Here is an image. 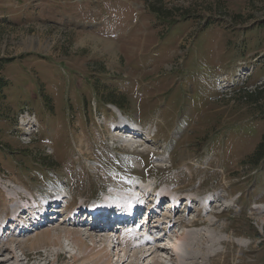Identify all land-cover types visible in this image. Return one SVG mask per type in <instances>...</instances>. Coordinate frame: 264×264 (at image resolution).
<instances>
[{"label":"rangeland","instance_id":"obj_1","mask_svg":"<svg viewBox=\"0 0 264 264\" xmlns=\"http://www.w3.org/2000/svg\"><path fill=\"white\" fill-rule=\"evenodd\" d=\"M0 60V238L17 264H102L96 254L104 246L116 264L145 249L115 239L127 230L147 239L132 232H145L148 213L153 231L170 226V217L226 226L221 235L232 243L215 264H264V94L251 105L243 99L264 88V0H0ZM120 122L146 133L127 130L129 138ZM151 190L160 198L126 230L111 225L117 233L62 216V205L125 208ZM190 197L198 203L188 206ZM56 200L63 204L47 211L52 222L13 230L15 205ZM55 228L80 230L95 256L85 259L63 235L53 245L45 232ZM197 229L205 226L174 225L159 244L169 249L153 255L177 263L175 234Z\"/></svg>","mask_w":264,"mask_h":264},{"label":"bare ground","instance_id":"obj_2","mask_svg":"<svg viewBox=\"0 0 264 264\" xmlns=\"http://www.w3.org/2000/svg\"><path fill=\"white\" fill-rule=\"evenodd\" d=\"M107 49H111L113 51V45L110 44L107 47ZM112 53H114V51ZM119 130L124 131V129H122L120 127H119ZM136 132L134 135H136ZM132 133H133V131H131V135H132ZM127 134H129V132H127ZM125 137H127V136H125ZM119 190L129 192V190L127 188H124V187L120 188ZM16 196H18L19 200H21V201L27 200L26 197L22 196L21 194L16 193ZM108 197H109V199H114L115 201L119 199V200H121V203H123L125 201V199L123 197H120L116 193H109ZM154 197L160 198V195L156 194L154 196V195L143 194L141 197H139L136 200L137 204H138V201H140L139 206H136L135 204L133 205L132 204L133 202H130L129 204H127V207L125 206V208L127 210L126 215L127 214H129V215L133 214V216H134L135 213H136V215L139 214L140 211L142 209H144L146 206H148V205L153 206V200L152 199ZM213 199H214V196L209 197V200L207 201L208 203L203 209L205 213H208L212 210V204L214 203ZM170 200L173 202L172 205L174 207V210L177 209L179 206L178 203L180 202V199L175 198V196H170ZM186 200H188V201H186ZM185 202L187 203L188 206H191L193 203H195V200H193L191 198H186ZM62 203H63L62 201H59V202L56 201L52 204L51 207L55 208V211H56V209L59 207L58 205L62 204ZM22 206H19V205L14 206L15 215L13 217H11V219H10L11 225H15V228L13 227V230L15 232L18 229H21V231H23L22 230L23 228L22 227L20 228L19 226L21 224H23V226H26V223L28 224L30 220H32V222L37 226L38 225L37 221H36L37 216H39V218H42L47 213L46 212V205H37L36 204L33 206H28V205H26L25 207H22ZM62 206L64 207V210H63L64 214H63V211H61L63 214L62 216L67 217L66 214H71V215H69V217H67V219H69V218H71V219L74 218V220L77 219L76 223H73V225H81V226L85 225L84 224L85 222L82 223L80 221V217H78L84 211L83 208L75 207L73 209V207H69L70 205L69 206L62 205ZM157 206L158 205H154L155 208ZM47 207L49 208V206H47ZM101 208L102 209H110V211H115V212L113 214H110L109 211H103V210H100L97 208H90V212H92L96 215L99 213H104V215H105V213L108 212V214L110 215L108 220H113V221L125 220V223H121V227L123 228V230H126V223L131 222V219H130L132 217L131 215L129 217H126V215H123L124 214L123 212H121V211L116 212L117 209L119 208V206H115L113 204H110L109 206H104ZM216 208H217V206H216ZM222 208L224 211L226 208H228V206H222ZM130 210H131V212H130ZM154 212H156V209ZM122 215L124 217H122ZM148 215H149V213L147 214V216ZM115 216H119V218H116ZM26 217H28V219H26ZM32 217H34V218L36 217V218L33 220V219H31ZM23 218H25L27 220V222L22 221ZM153 218L156 219V221H159L160 220V213L157 216L153 215ZM129 219H130V221L128 222ZM169 219H171V222H172V224L170 226H165L166 227L165 229L158 226L157 229L153 231L154 239H156V236L159 235V239L163 240L166 233L170 232L171 228L174 225H177L181 228H197L200 226H205V229H197L196 231H193V232H190L187 234H182V235L175 234L177 240L179 241V245H177L175 247L173 246V248H171V251H172V256L175 257V260L178 262L174 263V259L166 258L167 260H169V262L171 261L173 264H215L217 259L220 256H223L226 254V251L223 249V247L232 243L230 241V237H228L229 239H224L221 235V233H227L226 226L222 227L220 224H218L215 221H208L209 219L208 220H206V219L202 220L200 218H195L194 220L188 221V222H185L184 220H180V219L174 220V217L173 218L170 217ZM18 222H19V224H18ZM78 222H80V223L78 224ZM41 223H45V222L42 221ZM63 223H65V221ZM46 224H48V222L45 223V225ZM35 225L33 226L32 224H29V227H35ZM94 227L97 228L98 226H94ZM136 228H137V226H136ZM55 230L57 233H53V235H51L49 232H45V233H47L46 235L48 236V238L53 242V245L61 246V243L58 240H59L60 235H63L66 239L69 238L68 240H70V238H71V243H73L75 246H77L80 250L84 251L83 257L85 259H91L92 258L91 256H93L94 253L92 252V250L87 249V247L84 245V242L82 240V235L80 234L81 233L80 230H69V229H65V228H63V229L62 228L61 229L55 228ZM26 231H32V229L27 228ZM100 231H102L103 233H117L116 230L114 231V229H112L110 224H106V223L103 225L101 230H99L97 232H100ZM218 232H219V234H218ZM9 234H11V231L9 232ZM232 234L236 237H239L236 234V232H232ZM15 235H18V233H16ZM128 235H129V233L127 230L124 232V235H119L120 239H118V238L115 239L116 242L114 240H112V241H114L115 243H118L120 240H122L123 242L126 243L127 249L129 247V245L132 248H136L137 246L130 244L134 240H133V238L128 237ZM151 239L152 238H149L147 240V242H143V244H147ZM5 243H6V239L0 238V256H1L0 264H17L20 260H18V258L14 255H11V256L9 255V257H8V254H10L12 252V250H10V248L8 246L5 247ZM109 243H111V241H109ZM161 247H163V246H161ZM164 247L162 249H164V250L169 249V248H164ZM144 248L145 249L136 251L131 256L125 254V256L123 255L122 258L121 257L117 258L116 264H126V263L127 264H145L144 261H147V260L149 262H146V264H162L163 263L162 261H160V257H161V260L164 259V258H162V256L153 255L154 253H157V249L155 247H153L154 249L153 248L152 249L146 248V247H144ZM98 249L100 250L99 247H98ZM99 250H97V251H99ZM128 250H130V249H128ZM128 250H126V251H128ZM106 252H107V250H106V247L104 246L103 250L101 249V251H99V253L96 254V255H99V257L104 259V262H103V259L101 260L103 262L102 264H110L106 261V257H107ZM127 253H129V252H127ZM129 258L132 259L131 263H128L129 261L126 262L127 259H129ZM43 260H46V258H44ZM96 262H98V261H96Z\"/></svg>","mask_w":264,"mask_h":264},{"label":"trees","instance_id":"obj_3","mask_svg":"<svg viewBox=\"0 0 264 264\" xmlns=\"http://www.w3.org/2000/svg\"><path fill=\"white\" fill-rule=\"evenodd\" d=\"M3 63H5V61H3ZM3 63H2V60H0V103L2 101H4L5 99V95L3 93V88L6 86V81L3 79L2 77V68H3ZM256 91H258L257 93H250V94H247L243 97L244 101H249L250 105H251V101L254 100L253 99V96L259 94V93H262L264 94V88L263 89H257ZM254 94V95H253ZM260 100H262L264 102V96L262 98H260ZM262 102V106H264V103ZM264 118V116H263Z\"/></svg>","mask_w":264,"mask_h":264}]
</instances>
